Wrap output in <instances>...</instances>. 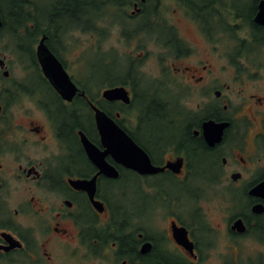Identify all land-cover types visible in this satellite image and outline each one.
<instances>
[{
	"label": "flooded vegetation",
	"instance_id": "1",
	"mask_svg": "<svg viewBox=\"0 0 264 264\" xmlns=\"http://www.w3.org/2000/svg\"><path fill=\"white\" fill-rule=\"evenodd\" d=\"M104 1L79 24L29 23L38 32L24 28L19 36L31 42L28 65L11 66L0 53V264H210L204 248L214 247L216 226L199 206L204 189L219 186L231 207L240 206L217 223L229 242L264 235V212L253 211L264 198L250 194L264 181V22L256 20L264 0ZM0 14L1 34L7 14ZM73 31L113 38L126 79L113 72L93 83L92 74L70 69L62 51ZM44 36L77 88L70 100L40 64ZM142 69H161V77ZM146 84L177 95V128L164 121L160 133L148 130L146 101L161 111L170 103L149 95ZM116 86H125L130 103L104 97ZM95 108L164 169L140 172L111 154L104 156L110 170L93 161L84 135L106 150ZM176 161L177 171L167 166ZM157 215L164 226L154 223ZM238 219L244 232L233 229Z\"/></svg>",
	"mask_w": 264,
	"mask_h": 264
},
{
	"label": "rangeland",
	"instance_id": "2",
	"mask_svg": "<svg viewBox=\"0 0 264 264\" xmlns=\"http://www.w3.org/2000/svg\"><path fill=\"white\" fill-rule=\"evenodd\" d=\"M51 1L54 0H44L45 3H43V11L46 14L49 11V3ZM65 23L75 25L79 24L80 21L78 19L71 18ZM10 32L6 30V33H4L3 36H0L1 55L6 57L9 65L11 66L28 65V60L30 59L31 55V51L27 49L30 44L29 39L20 37H16L18 39H15L13 35L10 37ZM93 35V33H89L88 38H86L84 35H82L81 31H73L64 37L66 42H64L65 48L64 51H62V56L67 61V63L70 62V69H75V71L78 70L79 72H81L83 69L84 73L92 74L91 76L93 83L104 79V77L106 78L111 76L113 72L115 73V77L118 79H126L127 72H125L124 63H117L114 59L115 55L113 54V38H110L109 36L107 38L102 37L100 34L94 35V37H92ZM16 40H19L21 44V46L18 48L16 47ZM101 44L105 48L101 51L105 53L98 51L100 50ZM86 50L87 52L84 54L85 57H83V61H85L83 64H81L80 56H82V52ZM107 52L110 53L106 54ZM73 60L76 61L74 67H72L71 63ZM105 63L108 65H105ZM154 64L153 58L149 60V66H153ZM160 70L161 69H142V73L149 79H157L161 77ZM170 71L171 69H164L163 73L169 75ZM146 90L151 96L153 93H157V98L159 99L168 98V102L170 103L168 110L161 111L154 104L148 105L149 107H146L144 118L148 120V130L158 134L160 133V130H165L166 123L177 128L176 120L179 114L177 95L175 93L171 94L170 92H167L164 88L147 84ZM151 100L154 99L152 98ZM125 122L129 127H134V122L129 118L126 119ZM161 122H164V129L161 126ZM177 130L178 129L175 131ZM236 204L237 205L235 208H233L234 206L231 207V201H229L227 198H224L219 186L204 189L199 206L201 207L202 212L205 214V217L211 221L214 226H216V229H214L215 231H213V233H215L213 244L214 247L210 250H208L209 247L204 248V255H206L207 251H209L208 258L210 264H223L224 262L222 263V261L224 257L226 258V261H228V264H232V261L235 258L239 260V264H264V240L259 237H264L262 231H256L257 234L252 232L249 236L235 237L231 240V242H229L223 227L220 228L217 226V223H222L221 217L225 213L224 210H227V212H232V210L236 211L240 209L238 203ZM181 211L184 210L181 209ZM154 223L156 225L158 224L159 226H164L163 215H157ZM197 236L203 243L207 241L206 237L209 238L208 235L203 238L200 231L197 233ZM210 237L212 238V235ZM233 244L236 248L232 247Z\"/></svg>",
	"mask_w": 264,
	"mask_h": 264
},
{
	"label": "water",
	"instance_id": "3",
	"mask_svg": "<svg viewBox=\"0 0 264 264\" xmlns=\"http://www.w3.org/2000/svg\"><path fill=\"white\" fill-rule=\"evenodd\" d=\"M263 14L257 16L258 22H264ZM0 26H2V18L0 14ZM46 37L44 36L37 48V55L45 75L48 77L57 91L66 99H72L76 93V86L70 79L69 74L66 72L63 64L56 57V55L48 48L45 43ZM3 60H0V64ZM104 97L109 100L120 99L125 103H130L131 98L125 86H116L104 91ZM96 109V122L100 130L103 144L106 147L105 152H101L94 144L88 140L84 135L83 142L88 150L90 157L97 163H105L103 169L110 170L111 167L106 163L104 156L111 154L128 168L138 170L140 172L155 173L163 170V167H158L152 164L151 158L148 153L139 146L128 134L120 127L114 120L109 118L104 112ZM222 128L217 131L216 140L221 139ZM167 166L173 168L175 171L180 167V161L168 163ZM250 194L264 198V181L257 184L250 190ZM253 211L257 213L264 212V204L257 203L253 206ZM233 229L239 232H244L246 226L242 219L236 220L233 224Z\"/></svg>",
	"mask_w": 264,
	"mask_h": 264
},
{
	"label": "trees",
	"instance_id": "4",
	"mask_svg": "<svg viewBox=\"0 0 264 264\" xmlns=\"http://www.w3.org/2000/svg\"><path fill=\"white\" fill-rule=\"evenodd\" d=\"M104 0H54L51 1L48 13H44V0H0V8L3 12V18L7 19L5 22V31L8 30L11 35L19 37L23 34V29H28L29 23H33L36 27L48 26L51 20L55 21V25L58 27L64 26L71 18L78 19L81 18L88 12H96L99 10L100 5ZM108 2V1H107ZM3 31L0 35H4ZM37 30L28 29L25 34H36ZM52 32V31H51ZM50 32V33H51ZM33 41V40H32ZM16 47H20L21 44L19 40L15 41ZM29 43V42H28ZM31 44V42H30ZM31 47V46H30ZM125 82V81H122ZM138 103V101L136 100ZM146 107L148 105L154 104V100L151 99L146 101ZM146 107L143 109L142 114L146 111ZM149 107V106H148ZM204 170H202V173ZM257 234V233H256Z\"/></svg>",
	"mask_w": 264,
	"mask_h": 264
}]
</instances>
